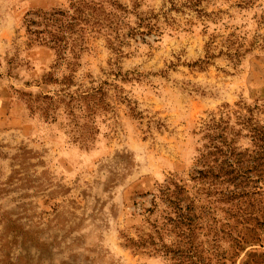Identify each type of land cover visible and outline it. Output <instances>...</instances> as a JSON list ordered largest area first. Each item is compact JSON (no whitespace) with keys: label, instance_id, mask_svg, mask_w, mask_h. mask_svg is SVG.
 <instances>
[{"label":"rangeland","instance_id":"1","mask_svg":"<svg viewBox=\"0 0 264 264\" xmlns=\"http://www.w3.org/2000/svg\"><path fill=\"white\" fill-rule=\"evenodd\" d=\"M77 1L84 32L57 53L25 19L71 0H0V251L32 236L52 264H264V159L194 180L210 121L237 152L241 123L264 130V0Z\"/></svg>","mask_w":264,"mask_h":264},{"label":"trees","instance_id":"2","mask_svg":"<svg viewBox=\"0 0 264 264\" xmlns=\"http://www.w3.org/2000/svg\"><path fill=\"white\" fill-rule=\"evenodd\" d=\"M86 2L71 0L69 11L43 12L36 11L25 19V26L31 43L47 45L55 49L57 53L67 48L69 36L78 32H84L81 25L87 23L85 9ZM95 9V8H93ZM89 10V9H88ZM68 35V36H67ZM249 132L252 146L251 151L237 152L233 148L232 133L229 124L222 119L212 120L204 127V137L207 143L197 160L198 169H195L194 180L208 179L226 181L234 173H242L243 179L247 174L259 173L262 161L256 163L257 159H264V130L250 125L249 121L241 123ZM238 186L240 184H237ZM237 196L244 197V190L237 191ZM20 246L16 252L14 247ZM49 243L36 239L32 236L23 239L22 243L13 241L7 245V251H0V264H52L48 257L51 255Z\"/></svg>","mask_w":264,"mask_h":264}]
</instances>
